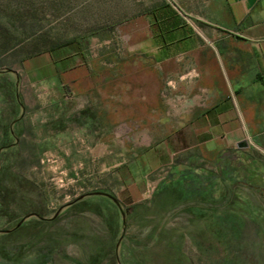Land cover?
<instances>
[{"label":"rangeland","instance_id":"1","mask_svg":"<svg viewBox=\"0 0 264 264\" xmlns=\"http://www.w3.org/2000/svg\"><path fill=\"white\" fill-rule=\"evenodd\" d=\"M192 9L0 0V264H264V156L177 114Z\"/></svg>","mask_w":264,"mask_h":264},{"label":"crops","instance_id":"2","mask_svg":"<svg viewBox=\"0 0 264 264\" xmlns=\"http://www.w3.org/2000/svg\"><path fill=\"white\" fill-rule=\"evenodd\" d=\"M188 2L203 24L185 35L193 60L176 74L177 114L208 148L246 140L264 156V0Z\"/></svg>","mask_w":264,"mask_h":264},{"label":"water","instance_id":"3","mask_svg":"<svg viewBox=\"0 0 264 264\" xmlns=\"http://www.w3.org/2000/svg\"><path fill=\"white\" fill-rule=\"evenodd\" d=\"M237 147H239V148H244V147H247L248 146V142L246 141V140H240L239 142H237ZM98 193H100V194H105V195H107L108 197H110L113 201H114V203L118 206L119 205V203H118V201L113 197V196H111L110 194H107V193H103V192H98ZM30 215H35V214H32V213H30V214H26V215H24L19 221H18V223L16 224V226H18L23 220H25L27 217H29ZM11 229H5V230H3L2 232H9Z\"/></svg>","mask_w":264,"mask_h":264},{"label":"flooded vegetation","instance_id":"4","mask_svg":"<svg viewBox=\"0 0 264 264\" xmlns=\"http://www.w3.org/2000/svg\"><path fill=\"white\" fill-rule=\"evenodd\" d=\"M20 120H21L20 117L14 118V119L10 122V127H11V126H14V125H16V124H18V123L20 122ZM13 143H15V142H12V143L6 145L5 148H8V147L14 145ZM102 195H105V194H102Z\"/></svg>","mask_w":264,"mask_h":264},{"label":"trees","instance_id":"5","mask_svg":"<svg viewBox=\"0 0 264 264\" xmlns=\"http://www.w3.org/2000/svg\"><path fill=\"white\" fill-rule=\"evenodd\" d=\"M13 179H14V178H13ZM1 180H2V179L0 178V187H1V183H2V181H1ZM14 180H15V179H14ZM190 210H193V208H192V209H190ZM17 223H18V222H17ZM17 223H16V224H17ZM16 224H15V225H16Z\"/></svg>","mask_w":264,"mask_h":264}]
</instances>
